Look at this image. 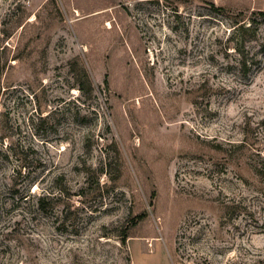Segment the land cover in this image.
I'll list each match as a JSON object with an SVG mask.
<instances>
[{"label":"rangeland","instance_id":"374dc122","mask_svg":"<svg viewBox=\"0 0 264 264\" xmlns=\"http://www.w3.org/2000/svg\"><path fill=\"white\" fill-rule=\"evenodd\" d=\"M0 264H264V0H0Z\"/></svg>","mask_w":264,"mask_h":264}]
</instances>
